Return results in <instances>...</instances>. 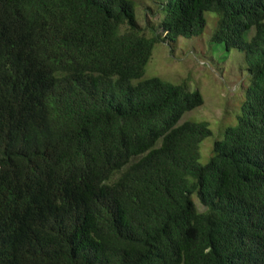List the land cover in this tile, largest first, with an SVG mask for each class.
Returning a JSON list of instances; mask_svg holds the SVG:
<instances>
[{"label": "trees", "instance_id": "16d2710c", "mask_svg": "<svg viewBox=\"0 0 264 264\" xmlns=\"http://www.w3.org/2000/svg\"><path fill=\"white\" fill-rule=\"evenodd\" d=\"M151 1L0 0V264H264V0ZM207 12L250 85L202 166L200 93L143 76Z\"/></svg>", "mask_w": 264, "mask_h": 264}, {"label": "rangeland", "instance_id": "374dc122", "mask_svg": "<svg viewBox=\"0 0 264 264\" xmlns=\"http://www.w3.org/2000/svg\"><path fill=\"white\" fill-rule=\"evenodd\" d=\"M131 1L139 25H144L146 19L152 23L162 20L163 13L160 16L156 13L153 17L148 13L147 8H153L154 11L150 10L154 14L157 11L151 0ZM204 19L206 26L200 37L178 38L171 47L161 43L154 45L143 76V79L159 78L173 85L185 82L190 91L200 93L203 105L186 113L180 122L209 124L212 135L200 144L199 149L198 163L202 166L213 156L214 142L223 139L226 128L236 125L245 90L250 85L244 55L235 50L226 52L221 45L210 43L217 16L207 12ZM192 198H195L198 211L203 212L204 206L195 195Z\"/></svg>", "mask_w": 264, "mask_h": 264}]
</instances>
